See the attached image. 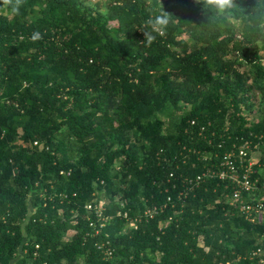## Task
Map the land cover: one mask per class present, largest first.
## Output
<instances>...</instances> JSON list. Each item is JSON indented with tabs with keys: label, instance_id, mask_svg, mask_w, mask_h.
Returning a JSON list of instances; mask_svg holds the SVG:
<instances>
[{
	"label": "trees",
	"instance_id": "16d2710c",
	"mask_svg": "<svg viewBox=\"0 0 264 264\" xmlns=\"http://www.w3.org/2000/svg\"><path fill=\"white\" fill-rule=\"evenodd\" d=\"M235 2L225 16L196 0L0 11V264H260L243 255L264 221L227 215L224 183L182 200L173 186L213 162L193 152L201 125L215 142L264 133V0ZM160 8L172 22L148 44ZM103 199L101 227L85 204ZM146 206L163 208L138 228L117 214Z\"/></svg>",
	"mask_w": 264,
	"mask_h": 264
},
{
	"label": "built area",
	"instance_id": "2783aa9c",
	"mask_svg": "<svg viewBox=\"0 0 264 264\" xmlns=\"http://www.w3.org/2000/svg\"><path fill=\"white\" fill-rule=\"evenodd\" d=\"M196 122V120H191V125H196ZM210 126L211 123L201 125L198 134L207 141L208 146L206 149H194L193 152L200 155L201 161L213 162L211 165L205 166L202 172L196 176L181 175L178 178L181 187L178 186V183L173 184L174 188L178 189L176 198L185 199L200 188L206 180L224 183L225 187L230 190L225 193V200L228 205L226 214L240 215L252 224L262 225L264 221V156L261 146L264 144V133L256 135L254 139L222 135L219 141L215 142L213 138L217 135L216 131L211 132V136L202 134ZM34 144L38 145L39 141L36 140ZM210 146H216L217 149L214 150ZM170 176L175 177V172L172 171ZM172 201H174L173 197ZM162 208L163 206H146L135 217H131L128 211L119 210L117 214L126 218L130 227L138 228L139 224L154 218ZM85 209L97 216L98 220L101 221V227L109 219V216L105 215L107 209L105 199L99 203L88 202L85 204ZM162 226L163 223L161 222L160 227ZM199 243L204 247L202 238H200ZM99 248L107 256L114 252L110 240L100 243ZM204 249L209 250L207 246ZM243 256L257 259L260 264H264L263 241L260 239L258 245Z\"/></svg>",
	"mask_w": 264,
	"mask_h": 264
},
{
	"label": "clouds",
	"instance_id": "9594fccd",
	"mask_svg": "<svg viewBox=\"0 0 264 264\" xmlns=\"http://www.w3.org/2000/svg\"><path fill=\"white\" fill-rule=\"evenodd\" d=\"M196 2L201 6L202 11L211 9L217 16L228 15L232 9L237 7L235 0H196ZM25 3L26 0H0V11H7L12 15H19ZM171 22V14L166 10L162 8L159 10L149 9V16L145 24L151 29V32L145 31L143 33L146 42L151 44L155 41L156 35L152 33L163 35ZM38 39H40V33L36 32L32 35V40L36 41Z\"/></svg>",
	"mask_w": 264,
	"mask_h": 264
},
{
	"label": "rangeland",
	"instance_id": "374dc122",
	"mask_svg": "<svg viewBox=\"0 0 264 264\" xmlns=\"http://www.w3.org/2000/svg\"><path fill=\"white\" fill-rule=\"evenodd\" d=\"M163 117L165 118V117H166V115H163Z\"/></svg>",
	"mask_w": 264,
	"mask_h": 264
}]
</instances>
